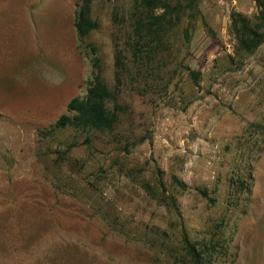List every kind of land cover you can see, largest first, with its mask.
I'll use <instances>...</instances> for the list:
<instances>
[{"label": "rangeland", "instance_id": "obj_1", "mask_svg": "<svg viewBox=\"0 0 264 264\" xmlns=\"http://www.w3.org/2000/svg\"><path fill=\"white\" fill-rule=\"evenodd\" d=\"M188 1L135 58L131 0H94L84 42L76 0H0V264H196L182 228L202 264H264V42L238 51L231 30L257 7ZM87 43L117 86L108 131L53 126L87 91Z\"/></svg>", "mask_w": 264, "mask_h": 264}, {"label": "trees", "instance_id": "obj_2", "mask_svg": "<svg viewBox=\"0 0 264 264\" xmlns=\"http://www.w3.org/2000/svg\"><path fill=\"white\" fill-rule=\"evenodd\" d=\"M94 0H76V8L74 14V27L78 39L84 42L88 34L96 27V22L90 16V6ZM257 13L254 17L248 18L239 12H233L231 15V30L236 40V48L238 51L250 53L264 42V0H254ZM177 6L170 5L168 0H131V12L129 27L131 32L127 33L126 43L131 54L135 58H141V53L149 51L152 41L161 39L162 30L168 17L179 11ZM188 7L193 11L189 13V17L193 18L196 14L197 0H189ZM161 9V12H157ZM170 19V18H169ZM169 21V20H168ZM184 36L186 41L190 40V29L188 25L184 28ZM87 56L91 64V79L88 88L83 96H75L71 98L65 107L66 112L60 114L54 121V127L72 126L81 130L95 129L100 131H108L114 128L117 122L116 110L108 107L109 102L115 101L116 84L112 88L104 80L101 74L100 57L97 54V47L93 43H87ZM115 71L116 81L119 84L120 74L124 63L122 61V51L117 49L115 53ZM191 73L194 74L193 71ZM116 106V105H115ZM173 181L181 189H185L187 185L177 177H173ZM158 183L165 193V186L162 177L158 175ZM196 190L209 200H214L209 195V191L205 187H196ZM164 201L179 212L178 202L175 196H165ZM183 231V247L196 264H202L207 248L194 244L188 238L185 230ZM205 248V249H204Z\"/></svg>", "mask_w": 264, "mask_h": 264}]
</instances>
